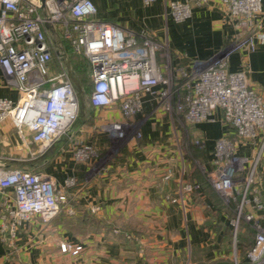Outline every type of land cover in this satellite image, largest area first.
<instances>
[{"label":"built area","instance_id":"obj_1","mask_svg":"<svg viewBox=\"0 0 264 264\" xmlns=\"http://www.w3.org/2000/svg\"><path fill=\"white\" fill-rule=\"evenodd\" d=\"M158 0H143L152 5ZM212 0H169L168 11L175 22L191 18L193 9ZM246 32L209 60L181 62L183 54L169 52L162 61L167 42L143 29L138 33L97 18L93 0H0V68L7 85L19 92L18 101L0 97V125L10 120L22 138L25 130L41 154L60 137L68 134L80 112V97L66 69L51 72L54 54L65 56L47 24L66 41L73 53L90 62L92 88L90 103L95 108H119L121 120L104 123L100 129L119 142L142 138L138 117L148 102L154 111L196 126L221 120L226 130L215 141L211 168L202 166L212 187L226 205L233 206L230 219L234 244L242 222L254 231V241L243 261L238 255L232 264H264V173L260 171L264 151V99L249 81V68L230 69L234 52H254L264 44L263 0H219ZM46 9L42 14L41 8ZM59 47V49H58ZM259 141L252 157L240 152ZM195 144L205 148V141ZM73 157L78 163L102 158L96 145L74 140ZM184 151L181 153L184 156ZM173 169L163 179L169 181ZM75 177L58 184L43 171L0 169V230L11 247L22 226L34 217L49 221L62 211L73 213L68 205V189L76 186ZM202 186L196 181H179L168 199L184 208ZM94 207L92 211H99ZM128 240L137 236L114 229ZM62 253L78 255L82 245L60 243ZM192 264V263H189Z\"/></svg>","mask_w":264,"mask_h":264},{"label":"crops","instance_id":"obj_2","mask_svg":"<svg viewBox=\"0 0 264 264\" xmlns=\"http://www.w3.org/2000/svg\"><path fill=\"white\" fill-rule=\"evenodd\" d=\"M93 1L97 18L135 33L148 29L172 50L183 54L181 62L187 65L192 60L213 57L246 33L219 0L195 7L191 18L184 22L171 18L169 0L148 6L143 0ZM41 12L46 14V9L42 7ZM53 37L59 40L56 34ZM65 58L66 55L61 59ZM243 66L249 68L250 84L264 99V44L254 52L231 55V70ZM53 70L51 62L52 74ZM73 83L82 90L75 80ZM19 96L16 88L6 84L0 68V97L16 102ZM80 102L79 117L68 134L41 154H32L38 147L31 142L30 131L25 130L22 138L10 120L0 125V169L43 171L62 185L69 177L77 180L76 186L68 189V207L73 213L62 211L47 222L34 217L20 228L14 247L3 239L0 230V264H232L235 255L244 260L254 236L246 237L244 242L241 232L237 246L234 244L229 218L233 209L224 205L221 209L204 186L185 208L168 199L179 181L199 182L194 172L198 169L205 173L201 168L204 165L211 168L215 141L226 130L220 119L194 126V133L203 138L205 148L198 158L192 154L189 158V149H184V156L181 153L182 131L178 130L176 138L173 118L154 111L152 102L138 117L142 138L129 139L122 145L100 129L104 123L121 120L120 109L95 108L85 96H80ZM60 140L64 141L59 145ZM74 140L93 143L102 158L78 163L71 150ZM259 143L242 147L240 152L252 157ZM49 151L51 155L43 159ZM108 153L112 156L107 157ZM194 160L202 163L193 165ZM168 169H173V176L165 181L163 176ZM260 171L264 173V151ZM94 207H99V211H92ZM114 229L138 238L128 240ZM63 242L82 245L83 250L78 255L62 253Z\"/></svg>","mask_w":264,"mask_h":264},{"label":"rangeland","instance_id":"obj_3","mask_svg":"<svg viewBox=\"0 0 264 264\" xmlns=\"http://www.w3.org/2000/svg\"><path fill=\"white\" fill-rule=\"evenodd\" d=\"M226 48H228V46L226 47ZM225 48V49H226ZM167 52H169V54H170V56H171V53H172V55H173V58H174V56H175V52H177V51H174V50H171V52L170 51H165V48L164 49H162V53H164V57L162 58V61H164V62H167L168 60L170 61V57H169V54L167 53ZM66 53V58L65 59H67V60H70L69 62H71V63H73V64H71V67H68L65 63H66V61L67 60H65V59H61L57 54H54V57H53V61H52V63H53V68H54V70H53V73L54 74H57V73H59V71H61L62 69H66L67 70V72H68V75L71 77V79H72V75L71 74H73V73H71V68H73L74 66L73 65H77L78 67H80V66H82V67H84V66H86V61L84 60V58H85V56L84 55H79V54H75V53H73V52H71V51H69V52H65ZM210 59V58H209ZM209 59H207V60H209ZM193 61V60H192ZM81 71V70H80ZM79 73V79H80V81H79V84L81 85H83V88H81L82 90H78L77 89V92H78V94H79V97L80 96H85L86 97V90H87V84L90 82V80H91V77H90V72H89V70H88V67L86 66L85 67V70H83V71H81V72H78ZM74 79H72V81H73ZM82 87V86H81ZM84 118H85V115H81V120H84ZM174 122H175V125H176V127H174V130H175V134H176V138L178 137L177 136V133L179 132L178 130H181L182 131V137H183V144L180 146V147H182L183 148V151H184V149H189V150H191V146L192 145H198V144H195V140L196 139H202L203 140V138H201V137H196L197 135H195V133H194V131H195V127L193 126V125H190V124H187V123H184L182 120H180V119H177V118H175L174 119ZM189 137V138H188ZM64 139V138H63ZM63 141L64 140H60L59 141V145L60 144H62L63 143ZM122 144H124V142H120L119 143V145H122ZM198 146H200V145H198ZM120 147V146H119ZM201 147V146H200ZM185 152V151H184ZM109 154V153H108ZM51 155V151H49L47 154H46V156L43 158V159H45V158H47V157H49ZM109 156H112V153L111 154H109L107 157H109ZM187 157H189V158H191V152L190 153H188V155H187ZM191 163L193 164V165H199L200 163H202V161L201 162H199V161H195L194 160V163L191 161ZM249 232H247V233H245L244 234V236H245V238H244V242L246 241V234H248ZM215 263V262H214Z\"/></svg>","mask_w":264,"mask_h":264},{"label":"trees","instance_id":"obj_4","mask_svg":"<svg viewBox=\"0 0 264 264\" xmlns=\"http://www.w3.org/2000/svg\"><path fill=\"white\" fill-rule=\"evenodd\" d=\"M57 43L59 44V46L63 43V45L65 46V52H69V51H71V52H73L72 51V48H71V46L69 45V43L68 42H66V41H61V40H57ZM65 60H67V59H65ZM84 60L86 61V66L88 67V70H89V72H90V62H89V60H88V58L87 57H85L84 58ZM70 60H67L66 62H67V65L69 66V67H71V64H73V63H71V62H69ZM71 63V64H70ZM74 67L73 68H71V73H73V74H71L72 75V78L75 80V82H77V85H80L79 84V81H80V77H79V73L78 72H81V71H83V70H85V67L86 66H84V67H82V66H80V67H78L77 65H73ZM81 70V71H80ZM82 86V87H81ZM80 87L81 88H83V85L81 84L80 85ZM91 88H92V84H91V80H90V82L87 84V90H86V97H89V93H90V91H91ZM191 154L193 155V157L194 158H198V156H200V154L202 153V152H204V148H202V147H200V146H198V145H192L191 146ZM194 174H195V176L199 179V184L203 187H205V189H206V191H207V193H209L211 196H213L214 198H216L217 200H216V203H218V205L220 206V208L222 209V208H226V207H230L231 209H233V206H234V204H232V205H226L225 203H224V201L223 200H221L220 199V197L214 192V190H213V188H212V186L209 184V182H208V180H207V176H206V174L205 173H203L202 171H200V170H196L195 172H194ZM223 205H224V207H223ZM235 217V213L234 212H230V214H229V218L231 219V218H234ZM243 228H245L246 230L243 232ZM241 232L242 233H247V232H249L248 234H246V237H249V236H254V231H253V229L249 226V225H245L243 222H242V224H241V227H240V230H239V233H238V236H240V234H241Z\"/></svg>","mask_w":264,"mask_h":264},{"label":"water","instance_id":"obj_5","mask_svg":"<svg viewBox=\"0 0 264 264\" xmlns=\"http://www.w3.org/2000/svg\"><path fill=\"white\" fill-rule=\"evenodd\" d=\"M47 27H48L50 33L54 36L55 35V31L53 29V25L52 24H47Z\"/></svg>","mask_w":264,"mask_h":264}]
</instances>
